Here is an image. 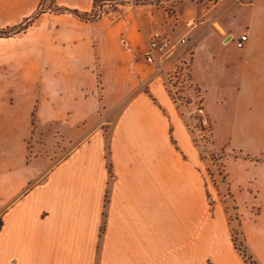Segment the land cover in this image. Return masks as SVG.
I'll list each match as a JSON object with an SVG mask.
<instances>
[{
  "label": "crops",
  "instance_id": "0c3cea01",
  "mask_svg": "<svg viewBox=\"0 0 264 264\" xmlns=\"http://www.w3.org/2000/svg\"><path fill=\"white\" fill-rule=\"evenodd\" d=\"M25 1L42 6L0 0V8ZM51 1L89 13L114 0ZM171 1L121 4L88 20L47 9L37 15V46H50L52 70L77 63L88 73L93 61L99 83L89 93L85 73L72 108L49 113L50 121L66 118V130L84 131L67 139L71 149L56 163L57 144L38 142L37 152L53 150L48 160L37 153L35 163H48L32 177L47 174L4 211L0 264H246L224 211L207 196L199 150L165 82L169 60L160 70L144 51L155 31L185 36L189 79L202 97L224 87L225 100L241 104V130H264V0H180L169 14ZM240 35L247 36L241 48ZM117 69L129 79L116 80Z\"/></svg>",
  "mask_w": 264,
  "mask_h": 264
},
{
  "label": "rangeland",
  "instance_id": "374dc122",
  "mask_svg": "<svg viewBox=\"0 0 264 264\" xmlns=\"http://www.w3.org/2000/svg\"><path fill=\"white\" fill-rule=\"evenodd\" d=\"M160 1L163 0H153L151 3ZM196 1L207 4L210 0ZM132 2L133 0H114L101 9L85 12L84 18L111 15L118 5ZM171 2L172 5L167 9L169 14H175L180 0ZM24 3L26 5L19 7L0 8L1 32L8 34L37 10V7L27 5L30 1ZM45 7L43 5L40 8L48 9ZM48 23H45L46 28ZM37 24L36 17L25 30L0 36L1 226L4 211L47 174L48 169L44 174L32 177L48 163L39 157L40 160L35 163L37 153L48 160L53 150L45 151L42 148V151L37 152L41 149L38 142L48 143L50 147L57 144V149L52 152V163H56L71 149L65 148L67 141L84 131L66 130V118L57 117L50 121L51 110L55 107L57 114H60L72 108L70 98L83 93L80 83L88 80L85 79V73L93 80L89 93L96 92L94 86L99 83V72L93 61L92 71L89 70L88 73L81 64L72 62L68 69L66 67L67 70L65 66L62 67L63 70H52L50 46L46 43L42 47L37 46V30L40 29ZM190 58L191 47L187 46L169 59L164 71L166 85L172 97L178 99L174 100L184 115L188 131L202 159L207 196L211 198L212 204L224 211L235 248L246 264H264V151L258 152L259 147L264 148V130H241V104L227 102L224 87L216 84L215 94L202 97L197 86L189 79ZM96 71L98 74L93 77L91 72L95 74ZM116 72H119L116 73V80L120 78L125 82L129 79L128 70L117 69ZM68 73L78 81L77 85H69V81L65 80ZM111 73L112 69L105 65L102 80L109 82ZM124 90L125 88L122 94ZM37 127L40 129L37 130ZM104 129L108 134V127Z\"/></svg>",
  "mask_w": 264,
  "mask_h": 264
},
{
  "label": "built area",
  "instance_id": "2783aa9c",
  "mask_svg": "<svg viewBox=\"0 0 264 264\" xmlns=\"http://www.w3.org/2000/svg\"><path fill=\"white\" fill-rule=\"evenodd\" d=\"M194 23L195 20L190 19L187 24L192 26ZM246 39V35H240L239 39L236 41V46L241 48ZM188 43L189 40L185 36L165 37L162 36L159 31H155L147 41L146 49L144 51V59L147 63H156L159 69L162 70L164 61L169 60L174 55L178 54ZM165 79L167 78L165 77ZM172 94H174V92H172ZM173 99L178 101L176 97H173Z\"/></svg>",
  "mask_w": 264,
  "mask_h": 264
},
{
  "label": "water",
  "instance_id": "95a60500",
  "mask_svg": "<svg viewBox=\"0 0 264 264\" xmlns=\"http://www.w3.org/2000/svg\"><path fill=\"white\" fill-rule=\"evenodd\" d=\"M150 1H152V0H133V2H136V3H147V2H150ZM47 10L50 11V12H64V13H69V14L74 15V16H76L78 18L83 19V20H88V19H86L84 17H80V16L76 15L72 10L67 9V8H56V9L55 8H48ZM43 11L44 10L42 8H37L36 11H34L30 16H28L27 18H25L16 28H14L10 32H8V34L5 33V32H1L0 31V36H6V35H10V34L17 33L21 29V27L26 26L28 23H30L31 21H33L34 18H36L37 15L40 14L41 12H43Z\"/></svg>",
  "mask_w": 264,
  "mask_h": 264
},
{
  "label": "trees",
  "instance_id": "16d2710c",
  "mask_svg": "<svg viewBox=\"0 0 264 264\" xmlns=\"http://www.w3.org/2000/svg\"><path fill=\"white\" fill-rule=\"evenodd\" d=\"M45 2H46V0H42V1H41L42 6L45 5L46 7H52V8L55 7L52 1H51L49 4H47V5H46ZM95 2H96V0H95ZM42 6H41V7H42ZM46 7H45V8H46ZM72 11H73L76 15H78V16H80V17H85V12H79V11H76V10H72ZM34 19H35V18H34ZM31 22H33V21H31ZM31 22L28 23L26 26L21 27V29H20L19 31L25 30V29L31 24ZM0 226H1V220H0Z\"/></svg>",
  "mask_w": 264,
  "mask_h": 264
}]
</instances>
